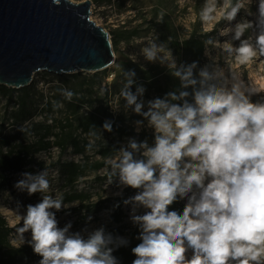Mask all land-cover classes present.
Listing matches in <instances>:
<instances>
[{
  "label": "clouds",
  "instance_id": "obj_1",
  "mask_svg": "<svg viewBox=\"0 0 264 264\" xmlns=\"http://www.w3.org/2000/svg\"><path fill=\"white\" fill-rule=\"evenodd\" d=\"M52 3L58 5L60 0ZM250 3L205 0L200 18L205 23L218 17L231 22ZM258 13L254 41L251 36L241 40L253 27L252 22L241 20L221 31L223 36L233 33L232 40L240 41L238 47L211 37L204 44L221 48L241 65L264 56V0H259ZM141 53L150 62L166 63L179 79L180 90L148 101L147 111H142L144 102L138 98L145 89L137 86L133 93L135 72H122L119 98L126 107L134 106L133 111L154 130L153 145L130 139L108 161L111 182L115 177L120 185L138 190L123 201L132 206L131 221L140 229L141 242L132 249L136 257L132 264H264V100L253 103L250 97L258 91L245 86L236 73L226 76L216 61L195 75V62L177 66L171 51L157 44L156 38ZM60 91L72 100L71 90ZM103 129L111 131V122L106 121ZM90 135L97 136L94 128ZM22 176L15 185L18 190L29 195L49 191L46 169ZM185 198L182 213L169 211L177 199ZM62 207L63 196L52 195H42L41 202L28 205L25 215H16L23 226L15 228L12 245H23L24 233L30 231L29 243L41 257L39 264H118L112 253L128 241L113 237L103 227L86 238L70 233V222L59 228L50 210ZM140 207L145 213L135 214Z\"/></svg>",
  "mask_w": 264,
  "mask_h": 264
},
{
  "label": "rangeland",
  "instance_id": "obj_2",
  "mask_svg": "<svg viewBox=\"0 0 264 264\" xmlns=\"http://www.w3.org/2000/svg\"><path fill=\"white\" fill-rule=\"evenodd\" d=\"M68 1L74 4L91 2L90 20L105 30L111 45L112 41H116L115 45H112L113 60L109 67L100 71L101 76L105 79L99 86H92L93 81L89 78L93 73H80L76 79L69 82L59 80L54 74L46 71L34 74L29 85V94L34 106L32 113L36 116L24 123L14 124L8 115V112L16 109L14 103L18 95H14L11 104H8L6 98L0 95V133L8 138L10 144L9 148L3 152V156L9 157L6 162L8 168L4 170L8 184L0 192V215L11 229L8 242L13 249H18L11 243L15 238L13 235L15 228L23 226V221L18 224L16 215H25L27 206L41 202L42 195L63 196L65 207L59 211L50 210L55 213L59 228H63L70 222L72 226L69 232H79L85 238L92 231L103 227L105 232L111 231L115 237L124 239L129 236L133 240H139V226L131 221V205H124L121 208L122 214L118 222L111 220L110 210L100 211L90 215L85 221H80L79 216L83 212L74 211L79 202H69L68 198L71 195L85 196L84 204H91L123 196L128 199L137 193L138 190L120 185L115 177L112 178L113 182L110 181L108 161L109 158H115L116 152L121 147H126L130 139H135L138 143L147 140L150 146L154 143V130L148 126L147 120L133 111L134 106L126 107V101L118 96L124 83L122 72L130 70L135 72V82L131 88L133 93H135L137 85L145 89L143 95L138 98V102L140 100L144 102L142 111H147L148 101L164 98L162 89L168 88L174 91L176 78L172 76L167 64L161 63L159 59L150 62L141 53V49L146 47L150 40L156 38L157 44H165L171 51L177 66L181 64L187 66L195 62L197 68L194 70V75L205 65L216 61L224 69L226 76L230 78L231 73H236L245 86L258 91L252 95L264 93V56H257L251 63L241 65L224 53L221 48L204 44V41L211 37L221 44L231 41L234 47H238L240 41L232 40L233 33L223 36L221 31L227 27H234L241 20H247L253 24V27L245 32L241 40L251 36L254 41L258 35L256 24L259 15V0H251L247 9H241L231 22L218 17L217 21L212 23H205L200 18L201 7L205 0ZM218 2H222V0H218ZM161 12L164 15L163 21L160 22ZM130 32H134L135 36L126 38ZM190 37H194L204 46L203 56L199 60L190 58L174 46V43L181 45ZM133 56L135 61H133ZM64 88L74 93L70 105L61 94L60 90ZM104 113L112 115L113 130L105 131L103 126H96L94 129L97 136L93 137L90 133L82 132L78 127L80 118L91 114L104 115ZM137 121H142V124L137 126ZM51 125H55L52 133L56 135L58 141L72 137L80 142L85 140L91 143L94 149L85 153L84 156H78L72 153L70 147L61 150L51 144L57 141L55 138H48L46 141H50V148L46 147L45 150L30 155L27 158L30 164L22 166L17 171L10 167L15 165L20 146H41L44 143L41 142V136L43 132L49 131L47 127ZM37 126L40 127L36 128ZM116 129L122 130L126 134L120 136ZM99 134L101 138H99ZM101 149L109 151L107 156L102 157L98 153ZM9 151H11L10 154H8ZM65 163L85 166V170L77 182L68 184L59 172L58 165ZM44 169L48 172L47 178L50 182V189L47 193L29 195L27 191H20L15 187L16 183L23 178L22 174L36 175ZM178 201L183 207L187 202L186 198L178 199ZM145 211L146 209L140 207L135 214L142 215ZM24 240L25 243L20 247L30 244V231L24 233ZM188 256H191V250H189ZM20 264H39V261L22 258Z\"/></svg>",
  "mask_w": 264,
  "mask_h": 264
},
{
  "label": "water",
  "instance_id": "obj_3",
  "mask_svg": "<svg viewBox=\"0 0 264 264\" xmlns=\"http://www.w3.org/2000/svg\"><path fill=\"white\" fill-rule=\"evenodd\" d=\"M90 6V1L0 0V85L21 89L37 72L61 76L109 67L112 45L90 20Z\"/></svg>",
  "mask_w": 264,
  "mask_h": 264
},
{
  "label": "trees",
  "instance_id": "obj_4",
  "mask_svg": "<svg viewBox=\"0 0 264 264\" xmlns=\"http://www.w3.org/2000/svg\"><path fill=\"white\" fill-rule=\"evenodd\" d=\"M135 36L134 32L128 33L126 35V38H131ZM115 40L112 41V45H115ZM174 46L178 48L180 51H183L186 55H188L192 59L199 60L204 53V46L199 41L195 40L194 37H190L186 41H184L181 45L179 43H174ZM80 73L75 74H69V75H61L57 76L56 78L59 80H62L64 82H69L73 79H76L79 76ZM102 74L100 72H96L91 74L90 80L93 81L92 86H99L102 82H104V77L101 76ZM138 86V85H137ZM180 90V81L178 78H176V85L174 87V91ZM187 91H191V89H186ZM163 96L165 97L166 94L169 92H173L171 90L162 89L161 91ZM0 95L6 98L7 103L11 104L13 103L12 98L15 94L18 96L16 97L15 101V110L12 112H8L10 120L14 124L18 123H24L26 121L31 120L36 116V114L32 113L34 112L33 108V100L31 95L29 94V86L21 88V89H13V88H7L5 86L0 85ZM189 101L191 102V96H189ZM251 101L253 103L257 101L264 100V93L258 94V95H251L250 97ZM32 100V101H31ZM70 101L68 100V105ZM179 103V101L177 102ZM35 104V103H34ZM6 109V108H5ZM78 112V111H77ZM75 114V112H73ZM108 121L111 122V130L114 128V121L113 117L110 114L104 113V115H87L84 118H80V121H78V127L81 129L84 133H90L92 129L96 126H103L104 123ZM40 126H37L36 128H39ZM49 128V131L43 132V135L41 136V146L36 145H26L25 147L20 146V152H18V157L15 162V165H11L14 170H20L21 167L27 166L30 164V161L27 160V158L30 155L37 154L47 148H50V141H46L48 138H55L57 141L53 142L51 144L55 145L56 147L60 148L61 150H65L66 148L70 147L72 149V153L74 155L78 156H84L85 153L90 152L94 149V146H92L91 149L88 148V145L91 143H88L85 140H82V142L78 141L77 139H74L72 137H68L67 140L65 138L63 140L57 139L56 135L52 133V130L55 129V125H51ZM117 133L120 136H124L126 133L122 130L116 129ZM45 140V141H44ZM40 142V143H41ZM8 138L3 136L0 133V192L2 189L8 184L7 178L4 176V170L7 167V159L9 157L3 156V152H5L6 149L9 148ZM11 151H9L8 154H10ZM98 153L104 157L107 156L109 151L106 149H101L98 151ZM59 172L64 176L65 180L68 184H73L77 182V180L81 177L83 171L85 170L84 165H76L72 163L68 164H60L58 165ZM126 200L125 196L123 197H117L112 200L105 199L97 201L96 203L91 204H84L85 196H75L71 195L68 198L69 202H79V205L77 209H74V211H80L83 212L79 218L80 221H85L87 217L90 215L96 214L103 210H110L111 215L110 218L113 222H118L119 218L122 214L121 208L125 205L123 201ZM183 206L180 205V202L177 201L174 202L170 207L169 211L175 210L178 212L183 211ZM11 233V229H9L5 219L0 215V264H20L22 258H28L29 260L34 261H40L41 257L33 252L32 247L30 244L24 245L18 249H13L10 247L8 242V236ZM106 233L112 234L111 231H106ZM128 241L127 245L121 246L119 248H116L112 255L116 257L118 260V264H132V262L136 259L135 255L132 253V249L136 247L141 241L140 240H133L132 237H125Z\"/></svg>",
  "mask_w": 264,
  "mask_h": 264
}]
</instances>
